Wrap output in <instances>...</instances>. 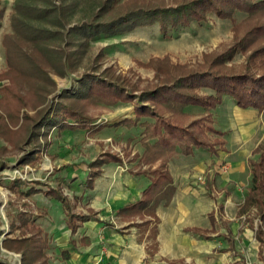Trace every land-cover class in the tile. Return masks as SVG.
Returning <instances> with one entry per match:
<instances>
[{
  "label": "rangeland",
  "instance_id": "374dc122",
  "mask_svg": "<svg viewBox=\"0 0 264 264\" xmlns=\"http://www.w3.org/2000/svg\"><path fill=\"white\" fill-rule=\"evenodd\" d=\"M102 1L84 0L70 15L69 25L91 20ZM181 1L183 0H112L111 5L98 20L118 16L127 8L174 6ZM14 3L15 0H0V105L2 103L9 105L15 115L14 118L18 116L16 121L9 119L0 121V256L13 264H23L22 254L7 249L2 242L6 235L20 233V227L11 231V222L16 220L20 224L17 214L19 211H26L28 217L32 218L30 224L33 222L40 228L42 237L47 239L45 252L49 263L71 264L72 258H66L62 245V240L70 232L67 226L68 216L62 203L45 191L50 187H59L68 196L71 205H76L79 210H82L81 207L89 210L88 204L94 203L96 196L94 190L91 191L92 188L87 184L93 176L92 169L101 170L94 184L98 181L107 182L110 185L107 190L111 192V181L114 177L118 179L120 175L122 178L130 176L128 172L133 170L132 167L141 170L150 166L142 160L145 150L144 125L141 122L132 125L121 123L125 119L136 117L133 104L121 101L110 104L98 98H82L74 102L93 119V125L88 128L72 129L53 124L49 127L42 126L39 132L31 136L30 132L21 126L24 115L28 113L37 116L39 109L63 99L60 95L68 87L75 92L76 87L73 86L82 74L88 72L109 71L116 75L121 74L130 82L138 81L143 88L159 79L157 69L160 66L170 64L182 66V69L203 68L211 64L217 55L229 49L232 55L224 59L223 65L226 69L244 70L245 64L251 59L249 63L252 69L257 73L264 72V54L252 56L258 47L264 45V35L257 37L251 35L250 38H256L248 47L233 50L237 41L247 35L253 25L264 23V10L251 17L247 12L237 10L227 18L210 12L207 20L201 23L177 29L169 28L168 36L160 30L158 22L120 30L114 35L91 37L86 44H82L83 40L87 41L84 36L70 34L67 40H63L65 44L62 40L58 41V44L67 45L71 52L77 51L80 56L75 64L68 68L66 75L51 72L56 84L48 83L47 87L38 93L28 82L15 78L9 69L5 36L14 31L11 23ZM9 84L12 89L7 86ZM198 91L203 94L213 92L207 87L198 88ZM11 94L14 96L8 104L7 96ZM183 111L187 120L210 115V123L224 133L219 135L208 131L209 136L225 140L223 144L225 149L218 144L217 152L209 148L194 147L188 154L177 147L168 162L172 159L173 167L181 168L183 175H188L194 181L198 180V183L205 182L207 185L208 180L212 179L211 172L215 171V167L227 169V161L230 158L221 159L227 154L225 151L245 148L246 155L242 158L245 160L246 168L236 179L230 181V185L224 191L232 193L233 204L228 211L233 219L226 218L218 223V226L227 225L232 229L229 238L236 243V251L232 252V259L226 264H264L259 255V242L255 240L254 231L248 222L255 217V212L248 210L242 214L245 220L242 224L245 223L244 226L249 231L245 241L242 235L236 232L238 226L233 224V221L238 220L239 206L251 185V166L246 162V157L249 159L257 157L258 153H255L254 149L259 143L264 142V109L243 108L236 103L233 96L226 95L224 101L216 108L205 109L188 104L183 107ZM2 112L5 113L4 110ZM119 122L120 124H117ZM107 152L120 158L105 162L101 166L94 164V161L101 157L107 158ZM160 161L161 159L156 161L152 167L157 166ZM198 167H205L206 171L198 173ZM19 179L24 182L20 186L15 182ZM30 187H38L39 191L27 193ZM114 220L119 224L115 216ZM97 227L95 228L97 234L91 232L92 236L85 241H81L80 231L75 235L81 244L74 252L73 264H80L84 258L91 259L92 255H98L103 264H110L111 260L117 258L125 259L127 262L137 259L144 264L147 259L143 252L145 244L148 253L156 248L151 232L148 238L143 237L144 232L142 230L139 232L138 229L136 235L132 232L121 237L120 232L113 226L108 228V231L103 223H99ZM110 240L122 242L123 252L121 253L116 245L110 244ZM93 241L95 244H92ZM237 251L243 253L244 258Z\"/></svg>",
  "mask_w": 264,
  "mask_h": 264
},
{
  "label": "trees",
  "instance_id": "16d2710c",
  "mask_svg": "<svg viewBox=\"0 0 264 264\" xmlns=\"http://www.w3.org/2000/svg\"><path fill=\"white\" fill-rule=\"evenodd\" d=\"M111 1L101 2L98 11L94 14L96 18L70 26V15L84 0H15L11 14L14 31L5 36L9 69L14 77L28 82L38 93L42 88L47 87L48 83L56 84L51 72L66 75L68 68L73 66L80 56L77 51L71 52L67 45H64L63 40H67L70 34L84 36L87 41L83 40L82 44H86L91 37L103 34L114 35L120 30L158 22L160 30L168 36L169 28L177 29L201 23L207 20L210 12L227 18L237 10L247 12L249 17L264 10V0H183L174 6L127 8L118 16L98 20L111 5ZM251 35L256 37L264 35V23L253 25L248 34L237 41L233 50L248 47L256 38H250ZM60 40L64 44H58ZM263 54L264 45L258 47L252 56ZM231 55L229 49L217 55L211 64L203 68L182 69V66L170 64L160 66L157 69L159 79L143 88L138 81L130 82L121 74L116 75L109 71L84 73L73 86L76 87L75 92L69 87L66 88L60 95L63 99L39 109L37 116L27 113L21 126L23 125V129L25 127L31 136L39 132L42 126L49 127L53 124L72 129L88 128L93 125V119L74 104L82 98H98L110 104L120 101L133 104L136 117L125 119L121 123L132 125L141 122L144 125L145 150L142 160L150 166L141 171L151 177V182L145 187L139 200L122 207L121 211L128 215H141L142 221L138 224L147 228L152 220L158 219L156 207L161 199L170 197L175 191L167 162L177 147L188 154L194 147L209 148L217 152L219 144L225 149L223 146L225 140L219 137L211 138L208 134V131L219 135L224 133L210 123L211 116L203 115L187 120L183 107L191 104L213 109L224 101L226 95H231L243 108L264 109V72H255L249 63L251 59L245 64L244 70L226 69L223 65L224 59ZM7 86L12 89L11 84ZM201 87L210 88L213 92L200 93L198 88ZM13 96L12 94L7 96L8 104ZM3 110L5 113L2 112ZM14 116L9 105L3 103L0 105V121L6 119L16 121L18 116L16 115L17 118ZM254 152L258 153V156L249 159L251 185L245 195L242 211L254 209L255 216L262 221L256 227V236L261 242L260 255L264 260V142L259 143ZM107 154V158L101 157L95 160L94 164L101 166L105 162L120 158L110 152ZM160 159V163L152 168V165ZM92 170L93 176L87 182L89 187L94 186L96 176L101 173L100 168ZM15 182L19 186L24 183L21 179ZM32 191H39L38 187H30L27 193ZM45 192L62 203L72 231L78 227L80 223L78 219L84 220L95 216L96 211L93 209L89 214L73 211L68 196L59 187H50ZM27 214L26 211H19L17 216L20 224L13 220L11 231L18 227L21 231L16 235H6L2 242L3 246L21 253L23 264H50L45 252L47 239L42 237L40 228L33 222L30 224L32 218ZM156 228L154 225L151 229L154 242H156ZM194 230L200 229L194 228ZM156 248L151 253H154ZM63 252L66 255L68 251ZM0 264L13 263L0 256ZM169 264L187 263L183 260H171Z\"/></svg>",
  "mask_w": 264,
  "mask_h": 264
},
{
  "label": "crops",
  "instance_id": "0c3cea01",
  "mask_svg": "<svg viewBox=\"0 0 264 264\" xmlns=\"http://www.w3.org/2000/svg\"><path fill=\"white\" fill-rule=\"evenodd\" d=\"M245 141L247 142V139ZM245 151L243 147L225 151L227 154L225 156L223 155L224 157L222 156L221 159L227 160L230 158L227 161V169L224 170L215 167L214 170L216 172H211L212 179L208 180L207 185L205 182H203L204 184L198 183V180L194 181L188 175H183L181 168L173 167V160L171 159L168 162L167 168L172 175L175 191L170 197L161 199L156 207L158 219L157 221L152 220L147 228H143L138 224L142 221L141 215H128L121 211V209L142 197L143 190L151 182V177L148 174L143 173L137 167H132L133 170L128 172L130 176L122 178L120 175L118 179L114 177L111 181V192L107 190L110 187L107 182L98 181V183L91 187V191L94 190L96 196L94 197V203L88 204L89 210L84 207H81L82 210H79L76 208V205H71L72 210L75 212L89 214L90 210L93 209L96 211V215L84 220L78 219L80 223L75 231H72L67 220V226L70 232L62 240L64 250L68 251V255H65L66 258H72L71 264L75 262L74 252L81 244L75 237L79 231L81 232V241H85L92 236L91 232L97 234L95 228H98L99 223H103L107 231L109 230L108 228L115 227L120 232L121 237L132 234V232L136 235L138 229L139 232L142 230L144 232V236H142L147 238L149 237L148 235L151 232L152 226L156 225L157 233L155 240L157 242V248L154 253H148L146 249L147 244H145L143 252L147 259L144 261V264H169L171 260H183L187 264H226L232 259L231 256L236 248V243L229 238L232 229L228 228L227 225L219 227L218 223L226 218L233 219L228 211V208H231L233 204L232 193H226L224 191L225 189L227 190L226 187L230 185V181L236 179L245 170V160L242 158L246 155ZM246 162L249 163L248 156L246 157ZM198 169V173L206 171L205 167H198ZM210 170L211 168H209ZM244 202L245 196L242 198L239 206L238 220L233 221V224L238 226L236 232L240 233L245 241L249 231L244 226L245 223L242 224L245 221L242 218V214L248 212V210L242 211ZM253 211L254 209L251 212ZM114 216L119 224L114 220ZM248 222L254 231L255 240L259 242L258 250L260 255L261 242L256 236V227L262 221L259 217L255 216L253 219H249ZM194 228L200 230L196 231ZM110 242V244L116 245L121 253L123 252V247H121L122 242L117 240H110ZM92 244H95V241ZM88 247L90 246L88 245ZM237 253L243 257V253L240 251H237ZM260 258L264 263L261 255ZM103 263L102 260L98 259V255H92L91 259L84 258L80 264ZM110 264L143 263L137 259H132V261L127 262L125 259L117 258L111 260Z\"/></svg>",
  "mask_w": 264,
  "mask_h": 264
},
{
  "label": "built area",
  "instance_id": "2783aa9c",
  "mask_svg": "<svg viewBox=\"0 0 264 264\" xmlns=\"http://www.w3.org/2000/svg\"><path fill=\"white\" fill-rule=\"evenodd\" d=\"M200 179H202V176H200ZM203 180V179H202Z\"/></svg>",
  "mask_w": 264,
  "mask_h": 264
}]
</instances>
